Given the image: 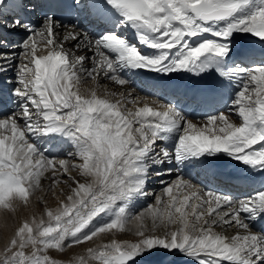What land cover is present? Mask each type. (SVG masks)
Here are the masks:
<instances>
[{
	"label": "snow or ice",
	"instance_id": "6c2138e0",
	"mask_svg": "<svg viewBox=\"0 0 264 264\" xmlns=\"http://www.w3.org/2000/svg\"><path fill=\"white\" fill-rule=\"evenodd\" d=\"M15 2L0 0V30L24 33L19 45L0 35V75L14 73L0 90V213L45 207L5 239L0 264H264V180L234 198L161 171L210 173L226 156L264 176V47L238 44L264 46V0H43L35 20ZM144 72L204 81L215 114L194 121L175 100L100 83ZM102 236L73 259L50 254Z\"/></svg>",
	"mask_w": 264,
	"mask_h": 264
},
{
	"label": "bare ground",
	"instance_id": "6f19581e",
	"mask_svg": "<svg viewBox=\"0 0 264 264\" xmlns=\"http://www.w3.org/2000/svg\"><path fill=\"white\" fill-rule=\"evenodd\" d=\"M37 1L38 0H17V2L11 3L9 5V12H11L13 15L18 12L21 16L28 15V16L33 17V15H34V18L37 19L38 15H39L38 12L40 11V8H36L35 12H33L31 10L32 6L34 4L39 3L42 0H39L38 2ZM25 4L28 5L27 11L23 10V5H25ZM81 19L83 20L84 24L89 23V21L84 19L83 17ZM65 26H66V28L72 27V25H65ZM0 35H2L4 38H6L7 41H9L10 43H15L16 45H19L20 42L22 41L21 38H24V33L22 30H16V31L0 30ZM238 44L242 45V46H252L257 51H259L262 47H264L260 44V42L257 39L250 37V36H245L243 40L238 41ZM66 47H71V44L70 43L66 44ZM10 50L11 49H7L6 51H10ZM40 54H44V53L42 52ZM77 54H79V53H77ZM13 79H14V73L11 70H9L6 74L0 75V90H3L4 92H6L7 88L11 87L10 82H12ZM135 79L137 81L136 83H132L128 86H123V87L115 85L112 82L107 81V80H103V79L100 81V83L103 87L108 88L110 91L123 92L125 94L131 93V96L129 99L135 98L137 96L148 97L149 102H151V100H161L164 103H171L175 100L179 103L182 110L185 111V113L189 116V118L194 119V121L202 120L204 118V116L207 114H215V109H216L215 105L209 106V105L202 103V102H198L195 104L188 103V98L185 96L187 89L194 88L201 82V81H197L196 79H194L191 74H184L182 76H174L172 79H164V78L158 77L155 73L144 72L139 77H136ZM88 83L90 84L88 88L95 86V82H93V81L89 80ZM83 87L85 88V85ZM86 88H87V86H86ZM128 107L134 109L135 105H132L131 103H129ZM210 108H212V109L215 108V109L210 111L209 110ZM232 119L236 120V117L233 116ZM236 122L238 123L239 121L236 120ZM167 143L170 144L171 141H169ZM56 150L59 151V148H57ZM180 167L182 168V166H180ZM214 170L219 171V172H224L226 174H235V173L240 174V178H239L240 181L247 185V189L244 190V194L243 195H240V194L236 195L234 192L233 193L232 192L231 193L224 192L226 194L233 195L234 198H242L243 196L247 195L251 191L250 185L258 186V182L260 180H264V176H260L258 174V170L250 169L248 166H245V165H243L240 162H237L235 160H231L226 156L221 160L214 161V163L212 165V171H214ZM161 171L163 172V180L164 181L175 180L177 175H184L185 179L192 180L193 183H196L203 188H206L208 190H219L215 187L206 186L205 184L200 182L201 179L205 177V175H209V173H206L205 171H203L200 168H189V169H183L182 168V171L180 173H177L175 170H173V172L171 174H168L167 171L163 170V169ZM189 172L191 174H188ZM75 174L76 173L74 172L73 175H75ZM249 177H252V179H249ZM156 179H158V180L157 181H151V185L148 188V191L150 193L159 194L160 190L162 189V187L164 185L161 184L159 178H157V177L152 178V180H156ZM48 183L49 182L47 180L44 181L45 186H47ZM60 187L64 188V190L67 191V188L65 185H61ZM235 192H236V190H235ZM57 194L59 195V189H57ZM60 198L63 199V196H61ZM46 199L48 202V206H51V207L56 206L57 200H56L55 196H53L49 193L46 196ZM153 202L154 201L151 197H149L146 201H143V200L141 201V203L144 205L150 204ZM44 207L45 206L43 204L37 203V204H34L28 208H24V210L30 211V212H27L28 213L27 216H31L34 213L36 215H40L42 213ZM21 212L23 213V211H21ZM21 212H20V210H18L15 217H19ZM0 215L4 216L5 213H0ZM9 215L11 218H13L11 216V214H9ZM21 218H24V217H21ZM15 221H19V219L15 220ZM14 228H15L14 226L4 223V229H5L4 232L9 233L10 236L12 235ZM218 231H225V229L221 230V228H218ZM227 231H228L227 235L231 236L234 234L235 230L232 228H228ZM101 242H102V240H101ZM96 243H100V242H96ZM169 259L175 260V264H184V259H182V258H169Z\"/></svg>",
	"mask_w": 264,
	"mask_h": 264
},
{
	"label": "rangeland",
	"instance_id": "374dc122",
	"mask_svg": "<svg viewBox=\"0 0 264 264\" xmlns=\"http://www.w3.org/2000/svg\"><path fill=\"white\" fill-rule=\"evenodd\" d=\"M23 39V38H21ZM89 81H87V83H85V88L87 86V88L89 87ZM83 85V86H84ZM22 209V210H21ZM20 209V212L23 211V213L21 212L20 216L19 217H15V218H11L9 214H6L3 216V215H0V251L3 250V246H4V242H5V239L10 237L9 233L7 232H4V223L8 224V225H12L14 227H16L18 225L19 222H21L24 218H27V217H30V216H27L28 213L27 212H30L29 210H24V208H21ZM23 214V215H22ZM25 215V216H24ZM30 215V214H29ZM27 216V217H26ZM21 217H24V218H21ZM19 221H15V220H18ZM14 221V222H13ZM18 222V223H17ZM17 223V224H16ZM218 231V228L216 229ZM221 230H224L223 228H221ZM228 231L226 230V233ZM232 232V231H231ZM228 234V233H227ZM231 234V233H230ZM7 235V236H6ZM117 238H120V239H124V238H128V239H131L133 238L131 236V234H128L127 236H124V235H121ZM109 239V237L107 236H102L99 240H94L93 242L91 243H88V244H84L82 246H78V247H75L73 249H70V250H66L64 254H59L55 251H52L50 254L55 256V257H58L62 260H69V259H73L77 254H80V253H83L85 251V249L89 246H93L96 242H101L102 241H105ZM70 253V254H69ZM75 254V255H74Z\"/></svg>",
	"mask_w": 264,
	"mask_h": 264
}]
</instances>
